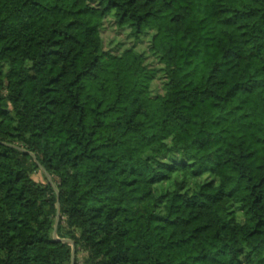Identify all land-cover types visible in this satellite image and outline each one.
<instances>
[{"label":"trees","instance_id":"1","mask_svg":"<svg viewBox=\"0 0 264 264\" xmlns=\"http://www.w3.org/2000/svg\"><path fill=\"white\" fill-rule=\"evenodd\" d=\"M57 203L84 264H264V0H0V264H71Z\"/></svg>","mask_w":264,"mask_h":264},{"label":"rangeland","instance_id":"2","mask_svg":"<svg viewBox=\"0 0 264 264\" xmlns=\"http://www.w3.org/2000/svg\"><path fill=\"white\" fill-rule=\"evenodd\" d=\"M100 33L103 41L104 50L115 54H120L124 49L133 47L136 51L145 54L146 63L158 67L157 58H155L153 55H151V53L148 52L149 37H151V35H147L141 40L132 39L129 35V30L127 28L125 27L120 28L116 26L114 22V17L111 13L105 16L104 21L100 27ZM161 73H159L152 82L151 85L152 93H157V94L163 93V86H164L163 84L165 81V76L163 72ZM33 179L37 182L45 183L43 173L40 169L34 172ZM168 187H170V185H168ZM163 188H160V190H163ZM56 233H57V229H56ZM74 264H84L83 257L81 255L78 256L74 255Z\"/></svg>","mask_w":264,"mask_h":264},{"label":"water","instance_id":"3","mask_svg":"<svg viewBox=\"0 0 264 264\" xmlns=\"http://www.w3.org/2000/svg\"><path fill=\"white\" fill-rule=\"evenodd\" d=\"M48 179L50 181V183L52 184L49 176ZM53 185V184H52ZM59 217H60V210H59V204L57 203V210H56V216H55V222H54V227H53V232H52V236L55 240H60L62 242H67L70 243L71 245V264H74V255H75V248H74V243L72 240L70 239H66V238H58L57 237V233H56V229H57V225H58V221H59Z\"/></svg>","mask_w":264,"mask_h":264}]
</instances>
